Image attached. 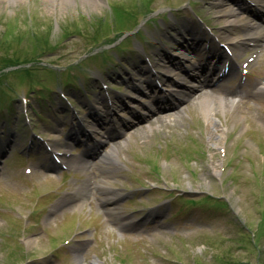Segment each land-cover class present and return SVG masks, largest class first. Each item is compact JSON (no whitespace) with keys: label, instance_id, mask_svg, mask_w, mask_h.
<instances>
[{"label":"rangeland","instance_id":"374dc122","mask_svg":"<svg viewBox=\"0 0 264 264\" xmlns=\"http://www.w3.org/2000/svg\"><path fill=\"white\" fill-rule=\"evenodd\" d=\"M244 1L0 0V264H264V9Z\"/></svg>","mask_w":264,"mask_h":264},{"label":"bare ground","instance_id":"6f19581e","mask_svg":"<svg viewBox=\"0 0 264 264\" xmlns=\"http://www.w3.org/2000/svg\"><path fill=\"white\" fill-rule=\"evenodd\" d=\"M12 1H14V0H12ZM239 1L242 2L244 0H239ZM252 1L258 3L259 5H261L264 8V0H252ZM241 10H244V8H241ZM253 12L254 11L251 10V13H253ZM230 16L233 18L232 19L233 20L232 24L235 25L236 27L237 26H241V28L242 27H246V29H248L250 27V28L255 29V30L262 28L259 24L253 23V21L250 18L243 17L242 14L240 12H238L237 10L232 11L230 13ZM249 37H251L250 38L251 40H249L250 42L261 43V41L264 39V28L262 29L261 32H253V33H251L249 35ZM238 38L239 37H232V38H229V39L233 42V44H239V43H241L242 40H239ZM244 45H246V43H243V46ZM238 71H239L238 70V67L234 65L233 66L232 73L235 74ZM218 87H219V91L214 90V92L216 94L219 93V96L221 97V100H219L220 101V109L226 110L227 109V106L226 105L234 106L235 105L234 103H236L235 100H232V102H230V100H231L230 97H224L225 96V90L223 89V87L220 86V85ZM180 88H182V87H180ZM257 90L264 91V82L259 83V86L257 87ZM181 93H182V95H180L181 98L184 99V98L187 97L185 92L184 93L181 92ZM178 94H180V93H178ZM200 99H201V102L200 103H202V106H205L204 111H205V114H206V120L210 124L214 125L215 128H217L218 127V122H217V119H216V115H217L216 112H218V109L211 104V101H210L211 96L210 95H207V94L205 96L202 95ZM218 108H219V106H218ZM171 110L172 109H169L168 111H171ZM166 119H168V117ZM150 128H152V127H149V129ZM221 138H222V136L220 137V139ZM98 158H100V161H106L110 165H115L116 166L117 164H119V161H118V159L116 157V151L113 148H111L108 153H105L103 156H99ZM77 163L82 168L87 169L89 167L88 165H86V163H84V161H81L80 160ZM111 170H115V168L106 169L105 175L110 176L111 174L109 173V171H111ZM100 184L103 187V192L106 193V196H105L106 198H104L103 200L104 201H108V202L109 201H112L113 198L115 197V194L112 193V190H111L110 187H108L107 182L106 181L103 182L101 180L100 181ZM90 186L91 185L89 184L88 186H84L81 189L83 191H85V190L89 189ZM31 242L32 241H29V243H31Z\"/></svg>","mask_w":264,"mask_h":264}]
</instances>
